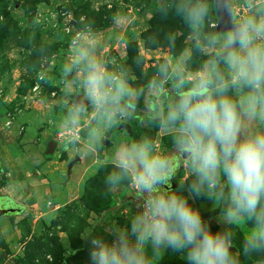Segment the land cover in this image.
<instances>
[{
	"label": "clouds",
	"instance_id": "obj_1",
	"mask_svg": "<svg viewBox=\"0 0 264 264\" xmlns=\"http://www.w3.org/2000/svg\"><path fill=\"white\" fill-rule=\"evenodd\" d=\"M155 12L188 27L192 48L207 57L198 70L189 71L191 49H184L144 86L133 87L135 77L114 57L97 54L91 22L73 35L72 57L61 69V79L79 89L60 128L70 157L83 160L111 142L106 134L127 126L122 121L134 118L141 97L147 119L171 137L170 151L147 135L116 146L105 183L110 189L128 184L138 210L130 224L105 229L111 241L85 233L90 264H155L168 249L186 252L188 264L264 256V0H155ZM112 20L120 26L119 15ZM214 25L218 30H206ZM177 35L169 34L171 47ZM62 91L66 99L74 95L71 87ZM89 111L94 123L82 144L80 125ZM181 169L186 174L173 187ZM199 198L221 209L218 222L226 227L211 229L190 202ZM237 228L246 231L239 249Z\"/></svg>",
	"mask_w": 264,
	"mask_h": 264
},
{
	"label": "rangeland",
	"instance_id": "obj_2",
	"mask_svg": "<svg viewBox=\"0 0 264 264\" xmlns=\"http://www.w3.org/2000/svg\"><path fill=\"white\" fill-rule=\"evenodd\" d=\"M114 15L121 18L118 27L113 24ZM89 22L98 32L97 54L114 57L135 77L130 81L133 87L144 86L165 59L174 60L184 49H191L190 72L207 59L192 48L193 35L181 19L156 14L155 0H0V206L14 205L12 199L24 206L22 213L0 217V264L59 263L60 252L75 245L71 236L85 237L91 224L94 236L111 241L105 229L130 224L138 210L134 191L128 184L119 189H110L105 182L94 185V178L103 180L104 173L107 176L112 170V155L121 142L147 135L171 150V137L147 119L143 97L132 109L134 118L122 121L131 125L130 131L113 128L106 134L111 142L106 141L93 156L77 161L63 148L62 120L79 89L71 78L61 79V69L72 57L73 35ZM173 32L182 33L175 47L168 40ZM66 87L74 93L67 99L62 91ZM93 123L89 111L80 125L82 144L87 143V129ZM51 140L58 143L54 154L47 153ZM185 174L181 169L174 182ZM190 202L213 231L226 227L218 222L221 209L212 201ZM93 203L109 208L98 214ZM68 206L74 207L66 216L69 224L63 221ZM235 233L236 246L246 231L237 228ZM90 247L71 257L70 264H90ZM241 260L242 264H264L253 258ZM186 262V252L168 249L155 264Z\"/></svg>",
	"mask_w": 264,
	"mask_h": 264
},
{
	"label": "trees",
	"instance_id": "obj_3",
	"mask_svg": "<svg viewBox=\"0 0 264 264\" xmlns=\"http://www.w3.org/2000/svg\"><path fill=\"white\" fill-rule=\"evenodd\" d=\"M217 30V28H216V26L213 28V31H216ZM143 103H144V100H143ZM109 170V169H108ZM104 170H102V172H103ZM111 170H109L108 171V173L110 172ZM108 175V174H107ZM103 180H101L102 178H100V176H97V177H95L94 178V180H93V183H94V185H96V182L99 184V182H105V179H106V173H104V175H103ZM91 183V182H90ZM92 186H93V184H92ZM104 204V203H103ZM109 208V206H107V205H100V204H94L93 203V206H92V209L96 212V213H98V214H100L102 211H104V210H106V209H108ZM65 211H66V215H65V217H64V220L63 221H65V222H68L67 221V218L68 217H66V216H68L71 212H74V207H72V206H68V207H66V209H65ZM100 218H102V215L100 216ZM100 220V219H99ZM68 224H69V222H68ZM84 224H86V223H84V222H82V225L81 226H83ZM88 225V224H87ZM81 226H80V228H81ZM85 226V225H84ZM65 227H67V225L65 226ZM95 226H94V224H91V228H90V230L89 231H91L92 232V235L94 236V233H95ZM80 232L81 231H83V230H80V229H78ZM84 234V233H83ZM244 236V235H243ZM73 237H75V239L73 238ZM88 239H90V237H86V235H85V237H83V238H79V236H77V234H75L74 236H71V242L74 244L75 243V245H74V247L71 249V250H66V249H64V250H62L61 252H60V255H61V258H60V262L58 263V262H56V263H52V264H70V258L71 257H73V256H75L78 252H80L81 250L82 251H84V250H86V249H88L89 247H90V244L88 243ZM243 241H244V238L242 239V240H238V241H236V246L238 247V249L239 248H242V245H243ZM241 258H243V256L241 257ZM253 259H255V260H262V261H264V256H262V255H257V256H253L252 257ZM187 264H188V262H186Z\"/></svg>",
	"mask_w": 264,
	"mask_h": 264
},
{
	"label": "water",
	"instance_id": "obj_4",
	"mask_svg": "<svg viewBox=\"0 0 264 264\" xmlns=\"http://www.w3.org/2000/svg\"><path fill=\"white\" fill-rule=\"evenodd\" d=\"M212 2V0H209ZM220 17H221V23L222 24H227L228 21H229V17L227 15V13L221 9V12H220ZM217 28V27H216ZM218 30V29H217ZM123 123H126V122H123ZM127 126H122V127H125L127 130L130 131L131 129V125L126 123ZM57 146H58V143L57 141L55 140H51L49 143H48V147H47V153L48 154H54L56 149H57ZM76 160L77 161H80L81 159L79 157H76ZM75 161H73L70 166H69V171L73 165ZM173 187H175V182L173 184ZM10 198V197H9ZM12 201L14 202V205H10V206H0V217L1 216H4V215H7V214H12V213H22L24 211V206L23 205H18V203L12 199Z\"/></svg>",
	"mask_w": 264,
	"mask_h": 264
}]
</instances>
